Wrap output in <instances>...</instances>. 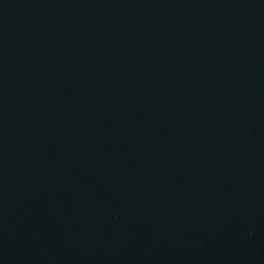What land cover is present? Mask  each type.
<instances>
[{"label": "water", "instance_id": "obj_1", "mask_svg": "<svg viewBox=\"0 0 264 264\" xmlns=\"http://www.w3.org/2000/svg\"><path fill=\"white\" fill-rule=\"evenodd\" d=\"M0 264H264V0H0Z\"/></svg>", "mask_w": 264, "mask_h": 264}]
</instances>
